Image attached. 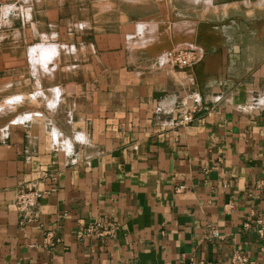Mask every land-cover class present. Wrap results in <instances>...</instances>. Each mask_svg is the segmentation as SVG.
<instances>
[{"label": "crops", "instance_id": "0c3cea01", "mask_svg": "<svg viewBox=\"0 0 264 264\" xmlns=\"http://www.w3.org/2000/svg\"><path fill=\"white\" fill-rule=\"evenodd\" d=\"M213 32L192 34L206 48L196 70L159 54L127 80L115 68L102 93L42 94L49 108L34 98L0 128V264H235V250L264 264V40ZM191 105L190 122L171 123ZM31 185L54 190L19 224L15 195ZM97 219L115 230L76 237Z\"/></svg>", "mask_w": 264, "mask_h": 264}, {"label": "rangeland", "instance_id": "374dc122", "mask_svg": "<svg viewBox=\"0 0 264 264\" xmlns=\"http://www.w3.org/2000/svg\"><path fill=\"white\" fill-rule=\"evenodd\" d=\"M200 30L255 48L264 0H0V128L22 120L34 98L45 103L42 94L102 93L115 68L127 80L167 49L195 47L203 57L192 35Z\"/></svg>", "mask_w": 264, "mask_h": 264}, {"label": "built area", "instance_id": "2783aa9c", "mask_svg": "<svg viewBox=\"0 0 264 264\" xmlns=\"http://www.w3.org/2000/svg\"><path fill=\"white\" fill-rule=\"evenodd\" d=\"M200 50L195 47H182V48H171L163 51L157 60L162 63H168L177 67H188L200 56ZM197 107L196 105H191L189 107L181 109L178 115L171 117V123L176 125H184L190 122L194 118V114ZM158 113H167L168 110L165 108H160ZM41 173H44L42 171ZM51 181H54V174H46ZM182 185H178L176 190H179ZM54 190V185L48 187V189L42 190L34 186H24L18 189L15 199L14 207L17 212L19 224H25L34 220V213L32 211L33 207L36 205L37 199L43 194ZM245 225V223H244ZM255 231L260 237H264V221L261 216H257L254 219ZM115 230V223L111 220L97 219L92 222L85 223L77 232L76 237H100L108 235ZM212 234H216L215 230H211ZM45 242L52 244L57 241V238L51 237L50 231H47L44 236ZM231 260L235 264H256L254 259L249 258L244 252L235 250L231 255ZM193 264H219L217 261H197Z\"/></svg>", "mask_w": 264, "mask_h": 264}, {"label": "water", "instance_id": "95a60500", "mask_svg": "<svg viewBox=\"0 0 264 264\" xmlns=\"http://www.w3.org/2000/svg\"><path fill=\"white\" fill-rule=\"evenodd\" d=\"M201 49H202L203 52L206 51V48L201 47ZM200 64H201V61H200V59H198L197 61H195L194 63H192L190 66L185 67V68L186 69L187 68H191L193 70H196L197 68H200Z\"/></svg>", "mask_w": 264, "mask_h": 264}]
</instances>
